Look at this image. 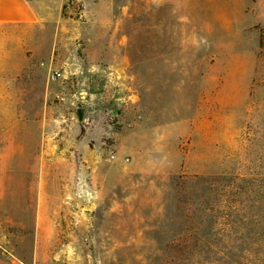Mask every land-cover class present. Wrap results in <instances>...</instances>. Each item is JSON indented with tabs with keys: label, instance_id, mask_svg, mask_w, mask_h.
<instances>
[{
	"label": "rangeland",
	"instance_id": "obj_1",
	"mask_svg": "<svg viewBox=\"0 0 264 264\" xmlns=\"http://www.w3.org/2000/svg\"><path fill=\"white\" fill-rule=\"evenodd\" d=\"M50 10L0 49V264H264V0Z\"/></svg>",
	"mask_w": 264,
	"mask_h": 264
},
{
	"label": "crops",
	"instance_id": "obj_2",
	"mask_svg": "<svg viewBox=\"0 0 264 264\" xmlns=\"http://www.w3.org/2000/svg\"><path fill=\"white\" fill-rule=\"evenodd\" d=\"M67 1L0 0V49L8 48L9 42L17 40L19 46L25 45L32 49L30 55L39 57L34 47L44 37L41 28L51 21L50 8H54V14L60 17Z\"/></svg>",
	"mask_w": 264,
	"mask_h": 264
}]
</instances>
